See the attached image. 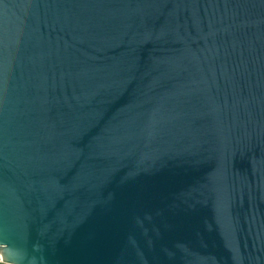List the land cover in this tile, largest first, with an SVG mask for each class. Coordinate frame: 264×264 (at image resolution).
<instances>
[{
    "label": "water",
    "instance_id": "1",
    "mask_svg": "<svg viewBox=\"0 0 264 264\" xmlns=\"http://www.w3.org/2000/svg\"><path fill=\"white\" fill-rule=\"evenodd\" d=\"M0 261L264 264V0H0Z\"/></svg>",
    "mask_w": 264,
    "mask_h": 264
},
{
    "label": "built area",
    "instance_id": "2",
    "mask_svg": "<svg viewBox=\"0 0 264 264\" xmlns=\"http://www.w3.org/2000/svg\"><path fill=\"white\" fill-rule=\"evenodd\" d=\"M0 264H12V263H5V262L0 261Z\"/></svg>",
    "mask_w": 264,
    "mask_h": 264
}]
</instances>
